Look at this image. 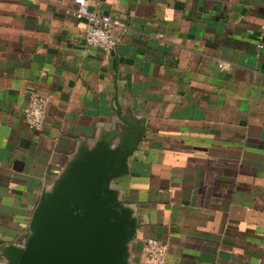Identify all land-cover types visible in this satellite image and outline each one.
Masks as SVG:
<instances>
[{
  "label": "crops",
  "instance_id": "crops-1",
  "mask_svg": "<svg viewBox=\"0 0 264 264\" xmlns=\"http://www.w3.org/2000/svg\"><path fill=\"white\" fill-rule=\"evenodd\" d=\"M87 3L112 20L110 51L85 45L73 0H0V264L76 157L135 126L111 183L137 222L130 264H149V238L165 264H264V0ZM34 95L41 132L24 122Z\"/></svg>",
  "mask_w": 264,
  "mask_h": 264
},
{
  "label": "water",
  "instance_id": "water-1",
  "mask_svg": "<svg viewBox=\"0 0 264 264\" xmlns=\"http://www.w3.org/2000/svg\"><path fill=\"white\" fill-rule=\"evenodd\" d=\"M128 144L105 143L80 153L36 208L23 248L4 250L8 264H130L137 222L111 183L128 172L144 130L130 127Z\"/></svg>",
  "mask_w": 264,
  "mask_h": 264
},
{
  "label": "built area",
  "instance_id": "built-area-1",
  "mask_svg": "<svg viewBox=\"0 0 264 264\" xmlns=\"http://www.w3.org/2000/svg\"><path fill=\"white\" fill-rule=\"evenodd\" d=\"M76 19L85 21L84 43L88 48H94L103 52L110 51L115 45V37L109 30L112 20L108 16H99L89 11L87 0H73V7L70 10ZM118 33L123 32V27L115 25ZM258 49L262 48L259 43ZM220 70H228L229 65L225 62H218ZM46 100L34 95L30 98L28 107L24 113V122L27 127L34 132H41L45 122ZM143 254L149 264H165L167 250L166 246L155 239H145Z\"/></svg>",
  "mask_w": 264,
  "mask_h": 264
}]
</instances>
